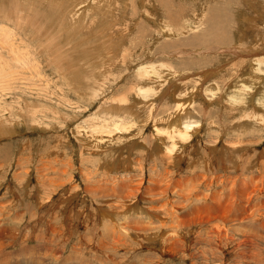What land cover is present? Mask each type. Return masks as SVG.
<instances>
[{
  "label": "rangeland",
  "instance_id": "374dc122",
  "mask_svg": "<svg viewBox=\"0 0 264 264\" xmlns=\"http://www.w3.org/2000/svg\"><path fill=\"white\" fill-rule=\"evenodd\" d=\"M0 264H264V0H0Z\"/></svg>",
  "mask_w": 264,
  "mask_h": 264
},
{
  "label": "bare ground",
  "instance_id": "6f19581e",
  "mask_svg": "<svg viewBox=\"0 0 264 264\" xmlns=\"http://www.w3.org/2000/svg\"><path fill=\"white\" fill-rule=\"evenodd\" d=\"M25 1V0H24ZM23 2V1H22ZM252 3V2H251ZM8 11V10H7ZM9 12V11H8ZM11 12V10H10ZM17 14V13H16ZM256 16V15H255ZM37 17V15H36ZM35 18V17H34ZM37 19V18H36ZM34 22H35V19H34ZM165 28V27H164ZM5 33V32H4ZM79 34V33H78ZM180 53V52H179ZM254 57V56H253ZM254 63L258 64L259 65V62L257 61H254ZM257 65V66H258ZM251 69V68H250ZM252 69L257 70L256 67H252ZM141 70H145V68H142ZM168 70V69H167ZM145 72V71H143ZM251 73V72H250ZM255 73V72H253ZM145 74V73H144ZM143 75V74H142ZM257 75V74H256ZM256 77V76H255ZM257 78V77H256ZM147 80V79H146ZM165 80V79H164ZM160 83V82H159ZM251 90V89H249ZM252 91V90H251ZM193 96V95H192ZM192 96H189V97H192ZM187 97V98H189ZM186 98V97H185ZM177 100V99H176ZM190 102V103H189ZM189 102L187 101H183L181 99L177 100L176 101V109L175 111V114L174 116H172L170 118V120L173 119V123L175 125H172V121L168 123L169 128L167 129H163V130H159L157 131V137L159 139L160 142H164V139H168L169 141H171V145L168 149V151L170 153H172V151H174V149L176 148V145H175V141H174V138L177 137L178 138V141L181 143H184L183 141L187 140L188 138L191 137L190 135V131L193 130L194 128V122H193V117L191 116V110L189 107H191V101L189 100ZM149 112V111H148ZM254 112V111H253ZM193 113V112H192ZM252 113V111H251ZM255 116V115H254ZM257 118V116H256ZM255 119V118H253ZM167 124V123H166ZM117 125V124H116ZM167 126V125H165ZM122 127H126V126H122ZM129 127V125H128ZM126 127V128H128ZM161 127V126H160ZM115 128V127H114ZM158 128V127H157ZM117 129V128H116ZM158 130V129H157ZM4 131V129L2 130ZM164 138H162V137ZM185 144V143H184ZM177 149V148H176ZM121 233V232H120Z\"/></svg>",
  "mask_w": 264,
  "mask_h": 264
}]
</instances>
